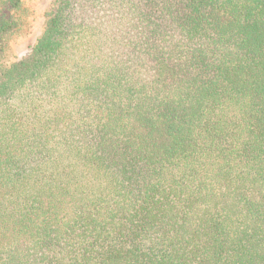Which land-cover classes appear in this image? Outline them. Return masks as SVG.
<instances>
[{"label": "trees", "instance_id": "obj_1", "mask_svg": "<svg viewBox=\"0 0 264 264\" xmlns=\"http://www.w3.org/2000/svg\"><path fill=\"white\" fill-rule=\"evenodd\" d=\"M0 264H264V0H52L5 67Z\"/></svg>", "mask_w": 264, "mask_h": 264}, {"label": "rangeland", "instance_id": "obj_2", "mask_svg": "<svg viewBox=\"0 0 264 264\" xmlns=\"http://www.w3.org/2000/svg\"><path fill=\"white\" fill-rule=\"evenodd\" d=\"M21 1V25L18 31L9 40L2 62L5 67L16 62L31 51L37 38L44 29L45 16L52 5V0Z\"/></svg>", "mask_w": 264, "mask_h": 264}]
</instances>
